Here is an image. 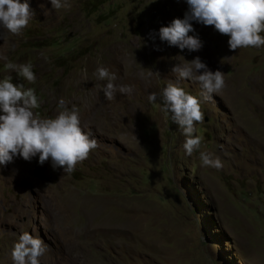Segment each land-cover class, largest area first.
I'll use <instances>...</instances> for the list:
<instances>
[{
    "label": "rangeland",
    "instance_id": "obj_1",
    "mask_svg": "<svg viewBox=\"0 0 264 264\" xmlns=\"http://www.w3.org/2000/svg\"><path fill=\"white\" fill-rule=\"evenodd\" d=\"M29 3V25L0 39V79L34 88L42 117L58 114L61 98L77 107L98 147L70 173L39 156L0 165V264H14L22 231L43 240L41 264H264V47L232 51L228 36L196 21L189 34L203 42L199 51L161 41L186 0ZM197 56L224 73L225 88L209 100L172 72ZM9 61L31 62L35 83L6 71ZM100 66L131 94L108 101ZM169 81L201 101L203 142L191 156L162 111ZM200 151L223 167L203 166Z\"/></svg>",
    "mask_w": 264,
    "mask_h": 264
},
{
    "label": "clouds",
    "instance_id": "obj_2",
    "mask_svg": "<svg viewBox=\"0 0 264 264\" xmlns=\"http://www.w3.org/2000/svg\"><path fill=\"white\" fill-rule=\"evenodd\" d=\"M53 9H68L70 0H50ZM188 10L184 18H175L168 26L159 29V38L170 46H178L181 51H199L203 42L194 32L193 21L205 26H214L222 35L229 37L228 46L235 51L243 48L264 47V0H186ZM34 11L29 0H0V39L5 43L9 34L15 36L29 25ZM177 63L172 72L178 79H190L198 83L206 100L219 94L226 86L224 73L211 70L199 56L191 61ZM8 72L15 71L27 84H34L37 77L33 65L29 63L7 62ZM99 80L106 81L102 88L108 101L115 99L116 93L130 95L132 88L116 85V76L100 66L95 70ZM162 111L165 118L178 125L185 141L183 149L191 156L200 150L203 137L197 134V124L204 121L199 97L187 92L178 83L169 81L160 93ZM150 103L157 102V93H150ZM42 100L32 87L25 83H13L11 75L0 79V165L13 162L20 156L26 161L39 156L43 165L49 159L53 168H63L65 173L75 170L78 163L87 159L98 143L90 133L81 127L79 110L69 108L61 98L58 114L42 117L38 113ZM203 166L215 169L223 167L222 161L200 151ZM46 248L42 239L28 231H22L11 249L14 264H41L40 258Z\"/></svg>",
    "mask_w": 264,
    "mask_h": 264
}]
</instances>
